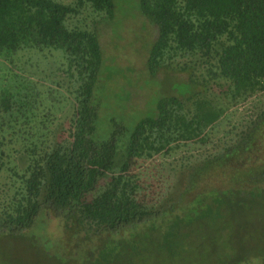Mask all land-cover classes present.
Wrapping results in <instances>:
<instances>
[{
    "label": "trees",
    "instance_id": "obj_1",
    "mask_svg": "<svg viewBox=\"0 0 264 264\" xmlns=\"http://www.w3.org/2000/svg\"><path fill=\"white\" fill-rule=\"evenodd\" d=\"M119 6L0 0V175L11 196L0 231L29 234L50 213L80 235L81 264H138L148 245L181 257L178 240L206 229L198 240L211 243L208 264H264L243 242L238 215L264 194V0H135L157 28L150 76L187 81L133 124L102 115L112 67L98 30L80 24L110 23ZM23 53L61 60L35 81ZM119 68L108 82L134 75ZM55 107L68 108L64 119ZM15 153L21 165L9 167ZM225 230L239 244L226 249Z\"/></svg>",
    "mask_w": 264,
    "mask_h": 264
},
{
    "label": "rangeland",
    "instance_id": "obj_2",
    "mask_svg": "<svg viewBox=\"0 0 264 264\" xmlns=\"http://www.w3.org/2000/svg\"><path fill=\"white\" fill-rule=\"evenodd\" d=\"M134 7L135 0H120L119 10L121 12L119 15L117 13L110 23L97 22L95 25L90 18L86 22H80L82 25L86 24L88 27H94L98 30L106 65L112 67L107 72L108 76H105L107 80L105 85L100 89V94L107 104L101 109V113L106 116L119 115L123 119L127 115L128 118H131L130 124L150 116L154 111L153 104L160 96L178 95L176 89L181 91L183 87L181 83L187 81L186 75L167 71L165 73L160 72L154 78L150 76L146 61L149 56L150 45L157 37V28L142 17ZM54 54L55 56H52L47 53L44 56L23 53L20 65L26 67L28 72L32 74V78L38 81V69L47 68L54 71L60 63L61 58L56 53ZM30 66L32 68L29 69ZM120 66L127 67L128 70L132 69L129 67H134V75L132 77L126 75V79L117 77V75L122 74ZM115 74H117L116 78L108 82ZM56 109L58 117L64 119L68 108H64L63 111ZM67 125L68 123L63 121L62 128H66ZM15 155L16 157L10 159L9 167L21 165L22 156L16 153ZM7 181L8 173L4 172L0 175V211L2 204L11 197L9 191L6 190ZM253 199L252 203L246 204L241 213L238 214L240 215L239 220L243 224L241 237L253 252L264 255V194H259ZM229 226H233V224H229ZM207 232L209 231L204 229L200 234L191 233L183 241L179 239L178 243L183 244V246L176 248L177 251H181V257H177L175 260L169 259L166 250L159 254L154 247L148 245L137 262L138 264H208L211 243L205 242L204 239L198 240L201 234ZM28 233L18 236L0 231V264L82 263L83 257L80 255L83 254L76 246L77 242L80 241L78 240L80 235L72 231L68 232L63 223L52 214L44 213L41 215L40 220ZM233 233V239L230 240L231 231H224L226 239L221 244L226 246V249L233 243L239 244L240 242L235 232ZM44 238L46 243H50L49 247L40 246V243L44 242ZM183 250L186 253H182ZM195 252L201 253L203 258L196 257Z\"/></svg>",
    "mask_w": 264,
    "mask_h": 264
}]
</instances>
